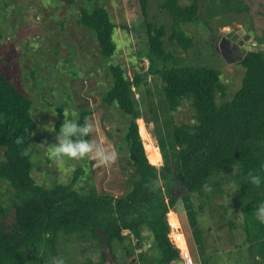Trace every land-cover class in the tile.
I'll list each match as a JSON object with an SVG mask.
<instances>
[{
  "label": "rangeland",
  "instance_id": "rangeland-1",
  "mask_svg": "<svg viewBox=\"0 0 264 264\" xmlns=\"http://www.w3.org/2000/svg\"><path fill=\"white\" fill-rule=\"evenodd\" d=\"M163 2L149 0L148 20L164 25L169 36L173 19L161 7ZM191 2L180 0L183 6ZM200 4L202 21L182 26L194 38V45L185 50L166 38V48L187 64L203 63L220 70L227 88L224 100L230 101L240 89L246 70L240 62L223 54L222 43L242 40L253 28L256 38L239 47L245 53L252 47L264 51V0H200ZM96 7H105L118 26L115 33L118 50L108 60L101 57L94 33L78 22L82 8ZM147 42L146 19L139 0H0V71L34 102L31 114L38 126L31 139V150L33 176L39 184L53 187L68 183L75 169L82 167L86 174L78 188L96 187L100 194L108 193L115 198L132 188L139 177L128 160L125 140L132 118L117 106L104 104L103 98L112 84L109 68L112 63L124 66L130 77L135 70L147 71ZM133 90L141 113L138 122L144 147V139L149 138L155 149V160L148 156L149 160L160 167L172 161L178 152L176 125H192L195 111L185 101L178 111L172 112L159 75H149L140 89ZM224 100L217 97L218 103ZM56 108L63 109L68 119L77 121L81 110L91 109L90 140L114 154L115 159L103 163L94 154L82 159H54L48 146L56 143L60 119ZM3 151L0 147V161ZM221 186L223 193L212 199L196 193L182 197L169 209L167 222L173 229L172 240L181 233L196 264H262L264 259L257 256L254 261L249 250L244 214L236 206V187L229 178ZM12 193L10 185L0 180L2 205L8 206ZM172 212L178 216L180 227L171 224ZM141 232V241L129 235V239L116 242L119 264H158L161 253L150 228L144 225ZM59 251L58 257L65 264H101L98 242L88 233L62 234ZM34 258L25 264H51L53 257L48 255L44 261Z\"/></svg>",
  "mask_w": 264,
  "mask_h": 264
},
{
  "label": "trees",
  "instance_id": "trees-1",
  "mask_svg": "<svg viewBox=\"0 0 264 264\" xmlns=\"http://www.w3.org/2000/svg\"><path fill=\"white\" fill-rule=\"evenodd\" d=\"M139 1L148 35L147 71L135 70L130 77L124 66L112 63V84L103 98L104 104L117 106L132 118L125 140L128 160L139 177L125 195L115 198L100 194L96 187L78 188L86 174L82 167L75 169L68 183L53 187L39 184L33 176L31 150L38 126L31 114L34 102L0 71V147L4 149L0 180L13 191L8 206L0 203V264H25L31 257L42 261L48 255L58 257L62 234L86 233L98 242L101 264H119L116 242L129 239V235L141 241L144 225L150 228L161 253L157 263L173 264L180 258V251L171 240L169 209L192 194L207 199L222 194L221 183L227 178L236 187V206L244 214L253 260L257 256L264 259V224L255 218L256 207L264 202V184L258 187L248 180L249 173L264 176V51L246 53L240 62L246 70L242 85L230 101H225L227 88L220 70L203 63L187 64L166 48V38L185 50L194 45V38L182 26L202 21L200 0H192L187 6L180 0H164L161 7L173 19L169 36L164 25L148 20L149 0ZM78 22L94 33L103 59L116 55L118 26L105 7L82 8ZM149 75L161 77L172 112L185 101L195 111L192 125H176L178 152L160 167L153 165L146 154L139 132L141 113L133 90L140 89ZM218 96L224 102L218 103ZM56 110L59 131L65 114L63 109ZM92 114L91 109L81 110L78 121L88 123Z\"/></svg>",
  "mask_w": 264,
  "mask_h": 264
},
{
  "label": "clouds",
  "instance_id": "clouds-1",
  "mask_svg": "<svg viewBox=\"0 0 264 264\" xmlns=\"http://www.w3.org/2000/svg\"><path fill=\"white\" fill-rule=\"evenodd\" d=\"M92 131V124L87 122L80 123L75 119L65 117L56 135V143L48 146L51 150V156L56 160H62L65 157L82 159L94 154L103 163L114 160V154L106 152L101 145L95 144L87 138ZM248 180L258 187L264 184V176L260 174L249 173ZM255 218L259 223L264 224V202L259 203L256 207ZM51 264H65V261L62 257H53Z\"/></svg>",
  "mask_w": 264,
  "mask_h": 264
},
{
  "label": "bare ground",
  "instance_id": "bare-ground-1",
  "mask_svg": "<svg viewBox=\"0 0 264 264\" xmlns=\"http://www.w3.org/2000/svg\"><path fill=\"white\" fill-rule=\"evenodd\" d=\"M144 140H146L145 148H146V152H147L148 156L152 160H155V153H154L155 149H154V146L152 145V143L149 140V138H145ZM169 217H170V222H171V224L173 226H179L180 225V221L178 219V216L175 213L172 212ZM175 242H176L177 245H179L180 248H182L185 251H187L186 249L188 248V245H187V242H186V238L181 233H178L176 235ZM188 251H189V249H188ZM188 251L185 252L184 254L188 253Z\"/></svg>",
  "mask_w": 264,
  "mask_h": 264
},
{
  "label": "flooded vegetation",
  "instance_id": "flooded-vegetation-1",
  "mask_svg": "<svg viewBox=\"0 0 264 264\" xmlns=\"http://www.w3.org/2000/svg\"><path fill=\"white\" fill-rule=\"evenodd\" d=\"M241 40L239 41H234V42H223L222 46H223V54L224 55H228V58L231 60H236L237 57H239L240 55H243L245 52L244 50H242V48H240L239 43ZM218 52L220 51V49L217 47L216 49Z\"/></svg>",
  "mask_w": 264,
  "mask_h": 264
},
{
  "label": "built area",
  "instance_id": "built-area-1",
  "mask_svg": "<svg viewBox=\"0 0 264 264\" xmlns=\"http://www.w3.org/2000/svg\"><path fill=\"white\" fill-rule=\"evenodd\" d=\"M172 229V228H171ZM173 231V229H172ZM172 240V237H171ZM172 243L175 248L179 249L180 251V258L176 260L173 264H196L195 260L191 256V253L188 251L187 254H184L183 251L180 250L179 246L176 244L175 240H172Z\"/></svg>",
  "mask_w": 264,
  "mask_h": 264
},
{
  "label": "water",
  "instance_id": "water-1",
  "mask_svg": "<svg viewBox=\"0 0 264 264\" xmlns=\"http://www.w3.org/2000/svg\"><path fill=\"white\" fill-rule=\"evenodd\" d=\"M246 29H248V27H246ZM241 36H243V35L241 34ZM254 36H255L254 31H249V33L243 37V40H241L239 44L242 46L244 44V42L249 40L250 38L254 39ZM252 50H254V49H252ZM245 55H246V53L243 55H240L239 57L236 58V60H233V61L234 62H241V61H243Z\"/></svg>",
  "mask_w": 264,
  "mask_h": 264
},
{
  "label": "crops",
  "instance_id": "crops-1",
  "mask_svg": "<svg viewBox=\"0 0 264 264\" xmlns=\"http://www.w3.org/2000/svg\"><path fill=\"white\" fill-rule=\"evenodd\" d=\"M252 31H254V30H252ZM254 33H255V38H256V32L254 31Z\"/></svg>",
  "mask_w": 264,
  "mask_h": 264
}]
</instances>
